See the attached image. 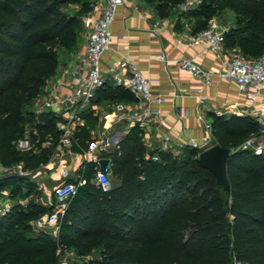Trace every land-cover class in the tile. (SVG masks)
<instances>
[{
	"label": "trees",
	"instance_id": "1",
	"mask_svg": "<svg viewBox=\"0 0 264 264\" xmlns=\"http://www.w3.org/2000/svg\"><path fill=\"white\" fill-rule=\"evenodd\" d=\"M141 1L153 4L158 18L168 17L169 8L180 2ZM70 3L78 7L64 10ZM92 3L0 0V167L5 169L0 192L11 201L0 215V264H57L68 249L79 255L97 249L98 258L81 264H227L231 259L264 264V147L257 154L238 148L250 135H261L264 142V125L247 114L208 113L212 144L230 150L224 165L226 190L198 165L196 154L203 148L158 151L151 160L144 155L153 150L145 148L142 130L132 123L112 148L98 152L97 158L107 159L109 187L104 190L94 181V160H81L62 181L83 183L76 184L56 217L55 235L30 226L53 205L37 201L40 191L30 174L48 162L61 132L54 113L24 107L43 93L59 50L74 48L80 17ZM224 5L236 19L223 31V45L237 48L244 58L257 57L264 49V0H201L184 15L202 18ZM205 24L192 22L190 30ZM100 100L135 99L105 80L90 103ZM82 119L68 137L67 149L76 154L93 141L86 123L96 117L88 110ZM19 140L26 146L17 148Z\"/></svg>",
	"mask_w": 264,
	"mask_h": 264
},
{
	"label": "built area",
	"instance_id": "2",
	"mask_svg": "<svg viewBox=\"0 0 264 264\" xmlns=\"http://www.w3.org/2000/svg\"><path fill=\"white\" fill-rule=\"evenodd\" d=\"M124 0H97L91 8L81 15L82 24V43L81 47L72 57L61 66L62 77L50 83L42 94V98L37 104L35 112L48 110L58 118L55 127L61 132L59 144H68V137L75 125H82V117L78 113L85 107L93 110L94 104L90 100L94 97L95 90L101 86L106 79L111 80L115 85L126 89L134 97V103L126 105L116 102L112 104L113 119H124L129 123H135L142 130L141 140L147 150L144 157L151 160L157 159L158 151H170L176 153L182 146L201 148L209 138V121L203 119L202 113L194 112V118L201 124L205 135L199 141L191 137H186L182 142L176 143L173 148L170 135L163 131L159 134L157 142L152 146L144 129L148 123L156 126L164 124V119L159 112L158 104L162 101L159 94L151 91L150 85L156 79L148 78L142 74L135 61L128 57L119 58L112 62L103 70L99 60L101 54L109 48L110 42V23L114 17L116 9L122 5ZM181 31L175 37V43L186 45L200 44L208 49L216 58L218 67L215 70L203 67L193 62L188 57H181L177 60V67L196 78L201 84H208L212 75L218 79L231 83L236 92L239 93L244 101V105L234 108L232 113L235 115L247 114L253 117L257 123L264 122V49L255 58H244L235 47L227 48L223 45V31L226 28L220 26L213 20H208L205 26L197 31L190 30V23L180 21ZM157 23L151 24V31L155 30ZM162 60L163 55L156 56ZM204 96H200L199 103L204 102ZM222 114V111L215 112ZM187 116V111L177 110V118ZM77 120V121H76ZM108 130V128L106 127ZM111 133L105 135L101 132L98 138L97 147L115 144L116 139H112ZM95 140L89 144L85 151L86 160H94L97 163V156L91 154L95 148ZM58 144V145H59ZM96 147V148H97ZM263 147L262 142L256 136L250 135L239 145L240 149H249L257 154ZM84 152V153H85ZM5 170L0 167V172ZM17 173H22L19 166H15ZM61 175H66L62 170ZM94 181L102 188L107 189L110 185L108 171L104 168H97L94 172ZM83 183L82 179L76 184ZM76 184L72 182H61L52 187L51 193L54 199L51 211L44 214L35 221L38 230L46 226L55 227L56 217L60 215L65 206L66 199L73 194ZM6 197V192H0V215L7 211L9 201L1 200ZM227 264H243L242 262L231 259Z\"/></svg>",
	"mask_w": 264,
	"mask_h": 264
},
{
	"label": "crops",
	"instance_id": "3",
	"mask_svg": "<svg viewBox=\"0 0 264 264\" xmlns=\"http://www.w3.org/2000/svg\"><path fill=\"white\" fill-rule=\"evenodd\" d=\"M174 21L175 19L171 21L169 17L158 18L149 6L142 4V1L124 0L122 5L116 9L110 23L109 48L101 54L99 63L105 70L119 58L128 57L135 61L143 75L156 79L151 83L150 88L153 93L159 94L162 98L158 109L164 119V124L156 126L154 123H148L144 131L152 146L157 142L161 132H167L171 137L173 148L176 149L177 147L174 145L182 142L186 137L199 141L205 135L201 124L194 118L195 111H199L202 115L216 114L217 111H222L223 114H233L232 110L243 106L244 101L231 83L212 75L208 84H201L196 78L177 67V60L181 57H188L198 65L211 70L217 69L218 64L214 55L200 44L175 43L174 39L179 35L181 27ZM154 22L157 23V27L151 31V24ZM158 54H162L164 59H158L156 57ZM61 66L62 64L58 62L53 76L47 82L48 85L62 77ZM200 96L205 98L203 103L198 102ZM121 103L135 104L134 101ZM93 104V110L89 107L88 110L95 116L98 105L97 103ZM110 108L112 114V104ZM178 108L181 111H187V116L177 118ZM121 121L126 122L123 125L124 130L111 129V123L105 125L116 142L131 124L124 119ZM22 142L25 143L24 140ZM66 151L75 160L70 163L72 171L81 160H86V157L76 160L84 152L76 154L69 152L68 149ZM51 165V161L48 160L39 168L43 170V174H50L46 171L51 169ZM39 168L30 174L32 180L37 176L43 178ZM35 183L36 188L40 191L42 185L36 181ZM5 199L11 202L7 197L1 198V200ZM30 226H35V221L30 222ZM51 229V235L54 236L56 229L53 226Z\"/></svg>",
	"mask_w": 264,
	"mask_h": 264
},
{
	"label": "rangeland",
	"instance_id": "4",
	"mask_svg": "<svg viewBox=\"0 0 264 264\" xmlns=\"http://www.w3.org/2000/svg\"><path fill=\"white\" fill-rule=\"evenodd\" d=\"M88 1L94 2L95 0H88ZM133 1H137V0H133ZM139 1H141V0H139ZM200 1L201 0H180V2L178 4L169 8V16L168 17L171 19V21L178 17L177 21H179V22L180 21H186L189 23H192V22L195 23L196 21H201V20H205L206 22L208 20H213L217 24H219L220 26H222L224 28H227V27L233 25V23L236 19V16L225 5L221 6V7H217L216 9H213L212 11L208 12L207 16H204L202 18L184 15V14L188 13L190 10H192ZM142 4L149 6L150 9H152L153 4H146L143 1H142ZM77 7H78V4L70 3L66 6H64L63 9L66 11H72V10L76 9ZM179 15L181 17H179ZM81 33H82V27L80 28V31L78 33L76 43H75V46L73 49H69L66 51L59 50L58 62L60 64L63 65L64 63H66L69 60V58L72 57V55L81 47V43H82ZM47 85H48V83L46 84V86ZM46 89L47 88H44V91ZM44 91H43V93H44ZM42 94L39 95L36 99H34L33 102L31 103V105L24 107V110H32L33 112H35V109L37 108V104L40 101V99L42 98ZM97 105H98V110H97V115H95V117H96L95 121L86 123V127L89 131V135L91 138H93V140H95L94 144L96 145V147L98 146L97 140L100 137L101 132L104 135L106 133L110 132V130H107L105 127V125L107 123H111V126H112L111 129L112 128L113 129L119 128L122 130H124L123 125H124V123H126V122L121 121V119H119V120L113 119V115L111 114V108H110L111 104H109L107 101L100 100L97 103ZM87 111H88V107L83 108L78 113L79 117H82ZM225 115H227V114H225ZM203 119L208 121L209 116L207 114H204ZM82 122H84V120H82ZM258 124L260 126H263L264 122L258 123ZM256 139L259 142H262L263 147H264V142L262 141L261 135H256ZM22 141L23 140L17 141L15 146L17 148L25 147L26 142L24 143ZM211 144H212V139L210 138V135H209L207 142L201 148H204L207 145H211ZM67 146H68V144H59L53 150L52 155L49 158V160L51 161V164H52L51 169L46 171V173H50V174H43V172H42L43 170H40V168H39V171H41V175H43V178L40 176H37L33 179L38 184L42 185V188L40 190V195L37 199L38 202H41L43 204H46L48 202H52V204H53L54 199L51 195L52 187L61 183L65 178L64 176H70L72 174V172H73L71 170L72 165H70V163H72L75 160L66 151ZM96 147L92 148V151H91V154H93L94 156H98V152L100 150H102V151L109 150L110 148L113 147V144H109L107 146H102V147L99 146L97 148ZM86 156H87V154L85 152L84 154H81L79 156V158H77L76 160H79L80 158H84ZM62 170L66 171V175H64V176L61 175ZM58 176H59V178H58ZM32 228H33V230H36L35 226H33ZM42 230L45 231L49 235L52 234L51 226H46ZM90 258H98L97 249H91L85 255H79V254H77V252L74 249H68V250H65L64 252H62L58 256L57 264H81L82 262H84Z\"/></svg>",
	"mask_w": 264,
	"mask_h": 264
},
{
	"label": "water",
	"instance_id": "5",
	"mask_svg": "<svg viewBox=\"0 0 264 264\" xmlns=\"http://www.w3.org/2000/svg\"><path fill=\"white\" fill-rule=\"evenodd\" d=\"M230 153V150L226 147H221L217 144H211L204 147L196 154V161L199 166L208 170L217 186L222 190L227 189V182L224 175L225 160ZM106 158H98L97 166L102 169L106 166Z\"/></svg>",
	"mask_w": 264,
	"mask_h": 264
}]
</instances>
